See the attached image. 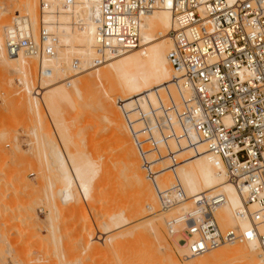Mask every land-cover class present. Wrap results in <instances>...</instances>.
Instances as JSON below:
<instances>
[{
    "label": "built area",
    "instance_id": "2783aa9c",
    "mask_svg": "<svg viewBox=\"0 0 264 264\" xmlns=\"http://www.w3.org/2000/svg\"><path fill=\"white\" fill-rule=\"evenodd\" d=\"M59 1L70 6L81 0ZM92 2L100 54L95 64L102 63L107 51L140 47L145 14L168 6L174 15L168 59L178 76L152 97H135L129 105L118 100L161 211L185 200L177 152L184 146L198 150L200 142L246 195L247 205L255 206L250 230H223L215 215L221 197L204 192L196 197L192 211L168 219L171 234L184 223L182 234L189 239L193 254L254 237L264 244V0ZM47 6L41 0L38 24L29 15L16 13L6 26L10 55L44 58L55 54L58 36L53 24L42 17ZM44 76L38 75L37 95ZM165 173L172 178L167 187L161 184Z\"/></svg>",
    "mask_w": 264,
    "mask_h": 264
},
{
    "label": "bare ground",
    "instance_id": "6f19581e",
    "mask_svg": "<svg viewBox=\"0 0 264 264\" xmlns=\"http://www.w3.org/2000/svg\"><path fill=\"white\" fill-rule=\"evenodd\" d=\"M39 1L41 2V0H24V14L29 15L34 24H38L39 22V19L35 16L37 12L36 10L38 9L39 6ZM45 1L48 2V6L44 16L42 17L45 21L51 22L53 24L55 28V32L58 36V46L56 48V52L54 55L45 56L44 58L31 54H20L19 56H13L7 52L6 26L5 24H2L3 23L2 16L6 14L8 11L9 12L12 11V9H14V6L17 3L15 2L11 3L9 4L10 7L6 8L4 7L5 5H3L0 2V67L1 70L3 71L7 70L11 74L12 73L14 74L16 73L17 75L19 74V78L21 77L20 83L24 84L25 87L23 88L27 90V95L23 96V98L20 99V102L28 103L29 107H31V110H33L32 108H34L36 117L39 118V127L43 128L42 123H40L43 121L40 113V108H41L40 106L42 104L40 105L41 102L39 100L41 99V101H43V104L47 109V107L50 104L57 101V99L55 98L57 97L61 98L63 93L66 94L69 93L68 80H71L73 76L78 75L82 71H87V70L95 71V74L97 75L100 81V85L107 92L109 90L116 91L118 87L121 88L122 92L125 94L127 99L125 102H127L128 105L130 104V101L135 97L143 96L147 94H150V96L152 97L155 91L164 88L166 85H170L173 82L174 77L178 76V73L175 72L173 66L171 65L168 59V53L172 46L170 30L173 29L175 26V19L173 12L169 9L168 6L160 7L158 9H155L154 11L145 14L142 23V34H141L142 39H141L140 47L131 50H122L116 53L107 51L105 53V57L102 63L95 64L94 59L100 56V54L98 53L97 50V39H96L97 24L94 19L95 9L91 5L93 3L92 2L93 0H81L70 6L63 5L59 0H45ZM15 10L16 12L17 11L19 13L21 12L20 7H16ZM80 21L82 22V24ZM36 57L37 59L39 58V60L41 61L40 63L41 67L39 69V78L41 72L42 74L45 75L44 78L42 79V82L40 81L42 85V90L39 93V95H37L38 93L36 92V88L35 89L32 88L34 87L32 86L34 84L31 83L32 80L34 81L35 79L34 76L36 74V73L34 74V69L36 68L35 66L37 65L35 63ZM58 73L63 74L62 75L63 79L60 78L61 79L60 81H56V82L53 81L54 84L52 83L53 85L48 86L47 81L54 78L55 75H57ZM72 85L74 87L76 94L82 96L83 93L82 87L76 83H72ZM51 89L53 90V92ZM49 92L51 94H49ZM60 93L61 95L59 96ZM61 120L62 119H60L59 121ZM61 127H63V125H61ZM57 135L60 136L61 134H57ZM62 136L64 135H61L60 137ZM42 137L43 136H41V138ZM50 140L52 141V139ZM51 141H49V145H48L47 144L48 142H46V140H44L43 138L38 143L40 147L41 146L46 147V145L49 146L51 155L53 156V159L50 161V167L52 168V170L50 169L49 170L50 172L51 171L54 172L56 178H53L52 176L51 177L53 178V180L54 179L59 180L62 183V185L58 188H54L55 183H51L49 185L50 188L48 190V196L50 198L48 197V199L50 200L52 199L54 204L56 203L57 196H61L65 202L67 201L69 202L72 199L74 200L76 198L75 192L77 189V188L75 189V186L77 185V187H80L79 189L81 190V194L83 198L87 200L88 199L92 200V197L94 196L93 188H92L93 177L91 179L89 178L88 174L90 170L89 168H87V166H89L91 161L89 160L90 162H88V160H85V157H82L84 158L82 160V158L79 157L78 155H77L78 157H76V155H72L73 153L69 154L68 156L67 154L69 152L67 153L66 151L62 152V147L60 148V146L63 145V144L60 145L62 141L60 143H58L57 141H54L53 143ZM39 146H37V148H39ZM197 146H198V150L196 149L194 150L192 147L184 146L183 148L180 149L179 152H177L180 161H182V164L179 166L177 173L184 186L186 192V198L184 201H182L180 204L176 205L175 207L171 208L170 210L173 211L175 210L176 212H178L177 215H184L195 208V199L201 193L203 194L204 192H206L208 194H216V195H220L221 197L220 202L218 203L217 209L215 211V215L220 227L222 229L224 228L223 230H225L226 228H233L238 230L239 232H245L247 230H250L254 225L251 219L250 212L254 210L255 206L252 203L247 205V203L245 202L246 195L242 194V192L238 189V187L228 179L225 168L222 165H218L216 163V159L209 152H207L206 146L203 144V142L198 143ZM79 148L80 147H78V149ZM133 151L134 150H131V152ZM45 152L48 154L47 150ZM135 153L137 155L138 152L135 151L133 154ZM136 161L137 160H135V162ZM140 161L141 160H139L138 162ZM125 169H127V167ZM135 170L137 171V169ZM119 171L120 170H118V172ZM142 171L139 172L141 173ZM140 173H138V175L137 173L136 174L125 173L122 174V176L120 175L121 173L120 174L118 173L115 175V181H114L115 189L113 191V201L115 202V204L113 206L112 212L110 213L111 215L109 216L110 223L108 222L109 225L107 224V227L105 228V230L107 229L108 231L104 232L105 230L103 231L99 230V232L103 233V235L105 234L102 237V241H101L99 237L100 235L97 237L94 236L95 232L93 230L95 229H92L93 226L90 225L91 227L85 230L81 238L83 240H81L82 243L80 244H82L83 248L85 249V252L80 249L82 252L86 253V250L88 249H90L91 252L95 248L98 251V246H96L98 244L95 243L98 240H100L101 243L103 244L108 240V243L105 244H107L109 248L112 246L110 250L112 249L113 251H117L119 248L118 247L119 244L120 243L123 244L124 243L123 241L126 239L124 233H126V235L131 234V236L135 233H136L135 235L137 236L138 235L144 236L145 233L148 234V232L150 233L153 232L159 243L157 244L158 245L157 250L160 251L162 250L164 252L162 255L163 256L162 262L165 261L167 264H184L179 261L177 252L180 256L183 255L184 259L187 262L186 263L184 260L186 264H226L230 262H235V264H260L264 260V244L260 241L259 238L256 237H254L253 239L245 240L241 243L226 242L229 245L226 244V246L223 247L221 244L218 247H215L206 252L200 254H193L189 249V239L186 237L185 234H182V230L186 228V225L184 223H181L182 224L181 226L176 227L177 233L173 234L174 246H172L167 235L165 234L166 230L164 232V227L166 224H168L166 222L168 221L167 217H169L168 213L166 214V212L170 210L161 211L159 207L158 197L153 187L150 192L147 191V193L142 194V196H140L138 192L139 195L137 196L140 197H137L136 200L134 198V201L129 200L130 203L127 201H125L124 203L123 201L124 204H126L127 202L126 205L122 203L123 207L116 205L121 199L123 200L124 190L121 187L126 185L125 183L127 182L126 179L130 181L129 178H131V180L135 178L138 181V179L141 178L143 180L142 176L144 175V173L143 174L141 173L142 175ZM162 177L163 178L161 179V184L165 187L170 186L172 183V178L169 176V173L167 174V176H162ZM140 183H138V185ZM143 183L145 182L143 181ZM143 183L140 185L142 186ZM127 186L128 185H126L125 187ZM117 187H119L120 189V190L118 189L119 191L116 189ZM125 187L123 188L125 189ZM150 187L147 189H150ZM139 191L141 192V189ZM124 200L126 199L124 198ZM239 210L245 211L246 214L240 215L238 213ZM84 215L86 221L91 222L92 215L88 211H86V209ZM132 221H135L136 223L131 224ZM259 230L260 232H262L263 228L259 227ZM109 232L110 233L112 232L114 238L113 236L111 237L107 236ZM120 234H122V236ZM144 237L143 239H145ZM127 239L126 241L128 243L129 241ZM186 240L188 241L187 243ZM78 242H76L75 244H78ZM154 242L156 243V241ZM80 246L81 245L78 244V246L76 247L80 248ZM135 255L136 254H134V257L132 255L133 258L131 257L132 259H130V261L125 257V259L128 261L127 264L143 263L142 261L143 253L141 252L137 256ZM234 259H236L237 261H234ZM126 260H122L124 264H126ZM160 260L161 259H159V261ZM68 261H72V260H68ZM68 261L67 262L62 261V262H65L67 264Z\"/></svg>",
    "mask_w": 264,
    "mask_h": 264
},
{
    "label": "rangeland",
    "instance_id": "374dc122",
    "mask_svg": "<svg viewBox=\"0 0 264 264\" xmlns=\"http://www.w3.org/2000/svg\"><path fill=\"white\" fill-rule=\"evenodd\" d=\"M0 2L6 8H9V4L11 3H17L12 11H8L2 16V24H5V26L11 22L16 13H19L18 11L16 12V7H20V13L24 14V0H0ZM39 7L40 1L35 14L38 19L41 17ZM35 61L37 65L35 66L34 74H36L34 81L32 80L31 82L34 84L32 86L37 84L39 69L41 67L39 58L37 59L36 57ZM62 75V73H58L54 78L47 81V85H53V81H60V78L63 79ZM20 78L19 74H11L7 70L0 71V120L3 118L1 120L3 123L0 121V137L2 139H0V264H64L68 260L72 261H68L67 264H124L122 260L128 259L130 261L134 257V254L137 256L141 252L143 253L142 264H167L165 261L162 262L164 252L157 250V244L159 243L153 232L145 233V237L143 235L137 236L135 235L136 233L132 236L131 234L126 235L124 233L125 238H128L129 242L127 243L124 238L123 242L125 244L120 243L117 251H113L112 249L111 251L110 248L112 246L109 248L105 244L108 243V240L104 243L105 245L101 243L102 237L105 234L103 235L99 230L103 231L107 227V224L109 225V216L115 204L113 201L115 175L118 173H121V176L125 173H137L138 175L139 171L143 170L141 161L138 162L141 159L139 158L140 154H138L137 146L119 107V98L124 101L127 100L122 89L118 87L116 91L109 90L107 92L100 85L95 71H82L78 75L73 76L71 80H68L69 93H63V97L61 96L62 100L58 97L55 98L59 103L57 101L53 102L54 104H50L47 110L43 101L39 100L41 102L40 105L42 104L40 106V113L43 121L40 123H42L43 128H41L39 127V118L36 117L34 108L31 110L28 103L20 102V99L27 95V90L23 88L25 87L24 84L20 83ZM72 83H76L82 87V96L76 94ZM32 88L35 89V87ZM49 94L51 93L49 92ZM60 119L62 120L59 121ZM56 133L64 136L60 137L61 135L59 136ZM41 136L43 137L41 138ZM43 138L48 142V145L49 141H51L50 139H52L51 142L53 143L54 141L58 143L62 141L60 144H63L60 146V148L62 147V152H69L68 156L73 153L72 155H76V157H85V160L91 161L87 168L90 170L88 174L89 178L93 177L92 188L94 196L92 200L88 199V201L83 198L79 189L80 187H77V185L75 186V189L77 188L75 192L76 198L72 199L73 201L65 202L61 196H57L56 203L54 204L52 199H48L49 185L55 183L54 188H58L62 183L59 180H53L56 177L53 171L50 172L52 170L50 161L53 159L50 148L46 145V147L43 146V149L38 143ZM78 147L80 148L78 149ZM44 150H47L48 154ZM131 150L134 151L131 152ZM135 151L138 152L137 155L136 153L133 154ZM134 159L137 161L135 162ZM131 164L134 165L132 166ZM126 167L127 169H125ZM118 170L121 172H118ZM141 173H144L142 176L143 180L139 177L142 181L140 179L137 181L133 177V180L129 178L130 181L126 179L127 182L125 183L128 186L125 187V185L123 187L127 191L121 187L124 190V192L121 190L124 194L123 200L121 199L122 202L120 200L116 205L123 207L125 201L130 203L129 200L134 201V198L136 200L137 197L142 196L144 193L146 194L147 191H151L152 185L148 181L144 170ZM167 174L165 173L163 176H167ZM138 183H143V185H138ZM149 187L150 189H147ZM116 189L118 190L119 187ZM140 189L142 193L139 191ZM138 192L140 196H137L139 195ZM85 209L92 215L91 222L85 219ZM167 213L168 219L178 214L175 210H170ZM135 223V221L131 222V224ZM90 225L93 226L92 229H95L93 230L95 232L94 236L100 235L101 241L95 242L98 244L96 245L98 246V251L95 248L96 250L91 249L92 251L90 252V249H88L89 251L86 250V253H84L85 249L80 244L82 243L81 240H83L81 238L85 230L91 227ZM107 231L106 229L104 232ZM164 232L172 246H174V235L171 234L167 224L164 227ZM120 235L122 236V234ZM107 236H113L112 232H109ZM76 242L81 245L80 248L76 247L78 246V244H75ZM224 244H222L223 247L228 243ZM177 255L181 263H187L183 255L180 256L178 252ZM159 259L161 260L159 261ZM234 261L237 260L234 259ZM127 262L126 260V264ZM226 264H235V262Z\"/></svg>",
    "mask_w": 264,
    "mask_h": 264
}]
</instances>
